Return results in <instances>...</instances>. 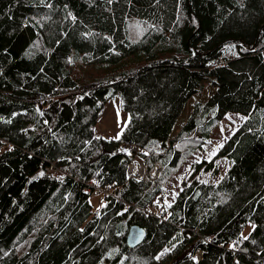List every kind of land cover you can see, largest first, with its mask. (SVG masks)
I'll return each mask as SVG.
<instances>
[{
	"label": "trees",
	"instance_id": "1",
	"mask_svg": "<svg viewBox=\"0 0 264 264\" xmlns=\"http://www.w3.org/2000/svg\"><path fill=\"white\" fill-rule=\"evenodd\" d=\"M205 79L210 97L175 126ZM113 99L125 122L107 138ZM228 113L243 121L165 203ZM219 158L217 182L200 178ZM90 184L114 197L95 209ZM131 224L146 232L134 248ZM184 261L264 264V0H0V264Z\"/></svg>",
	"mask_w": 264,
	"mask_h": 264
},
{
	"label": "rangeland",
	"instance_id": "2",
	"mask_svg": "<svg viewBox=\"0 0 264 264\" xmlns=\"http://www.w3.org/2000/svg\"><path fill=\"white\" fill-rule=\"evenodd\" d=\"M223 54L227 57L235 56V50L233 47L228 46L223 50ZM214 87L212 86L211 79H205L201 82V91L198 94L192 96L183 108L182 113L178 117L175 126L181 124L185 119L190 116L193 106L196 103L205 102L211 95ZM243 121V117L238 114L228 113L219 122L218 126L211 132L208 140L205 142L202 149L197 150L178 170L176 175L170 180L165 186V203H170L173 201L175 195L182 188L184 182H188V175L192 171V166L198 162H209L215 157L218 149L223 145V143L228 139V137L235 132L240 123ZM125 122V116L120 112L118 107V99H113L110 101L104 111L102 112L98 124L96 125L95 131L97 134L105 136L107 138L115 137L120 129H122ZM124 154V153H123ZM126 155V154H125ZM127 156V155H126ZM142 163L141 161L137 160ZM229 161L225 158H219L216 161L217 171L207 172L208 174H202V178L206 182H217L221 175L227 170L229 166ZM158 196L155 200L157 205L160 204ZM90 202L94 205V208H99L102 205V198L95 195L89 197ZM53 205L52 203H50ZM50 207V206H48ZM46 215V213H45ZM198 255V254H197ZM179 264H187L184 261Z\"/></svg>",
	"mask_w": 264,
	"mask_h": 264
},
{
	"label": "built area",
	"instance_id": "3",
	"mask_svg": "<svg viewBox=\"0 0 264 264\" xmlns=\"http://www.w3.org/2000/svg\"><path fill=\"white\" fill-rule=\"evenodd\" d=\"M124 151H122L124 154L129 155V149L127 147H122ZM143 166L140 163H132L130 172H128V176L131 177L132 175L139 178L143 174ZM85 192L90 193L94 192L97 196H99L102 199H105L107 197H113V191L109 187H99L96 184H90L85 187ZM193 257H195L194 260L198 259V255L195 254Z\"/></svg>",
	"mask_w": 264,
	"mask_h": 264
},
{
	"label": "water",
	"instance_id": "4",
	"mask_svg": "<svg viewBox=\"0 0 264 264\" xmlns=\"http://www.w3.org/2000/svg\"><path fill=\"white\" fill-rule=\"evenodd\" d=\"M145 235H146V232L142 227L136 224H131L128 227L126 235H125L126 246L129 248L136 247L138 244H140L144 240Z\"/></svg>",
	"mask_w": 264,
	"mask_h": 264
},
{
	"label": "bare ground",
	"instance_id": "5",
	"mask_svg": "<svg viewBox=\"0 0 264 264\" xmlns=\"http://www.w3.org/2000/svg\"><path fill=\"white\" fill-rule=\"evenodd\" d=\"M128 149H129V155H127V157L131 158L133 157V154H134V147L133 146H126ZM159 171V167L156 166L152 172V174H156L157 172ZM60 228V227H59ZM59 230V229H58ZM55 232V231H54ZM63 241V240H62ZM100 241V240H99ZM97 241V242H99ZM96 242V244H97ZM105 244V243H104ZM108 244V243H107ZM102 247V246H101Z\"/></svg>",
	"mask_w": 264,
	"mask_h": 264
},
{
	"label": "snow or ice",
	"instance_id": "6",
	"mask_svg": "<svg viewBox=\"0 0 264 264\" xmlns=\"http://www.w3.org/2000/svg\"><path fill=\"white\" fill-rule=\"evenodd\" d=\"M109 2H110V0H109ZM13 115H15V113H14ZM120 151H124V149H121ZM42 174H43V173H41V175H42ZM253 227H255V225H253ZM245 239H247V237H245ZM230 247H231V245H230ZM164 251L166 252L167 249H165ZM5 254H7V253H5ZM159 255H160V254H157V258H159ZM193 259H195V257H193Z\"/></svg>",
	"mask_w": 264,
	"mask_h": 264
},
{
	"label": "crops",
	"instance_id": "7",
	"mask_svg": "<svg viewBox=\"0 0 264 264\" xmlns=\"http://www.w3.org/2000/svg\"><path fill=\"white\" fill-rule=\"evenodd\" d=\"M118 133H119V132H118ZM118 133H117V134H118Z\"/></svg>",
	"mask_w": 264,
	"mask_h": 264
}]
</instances>
